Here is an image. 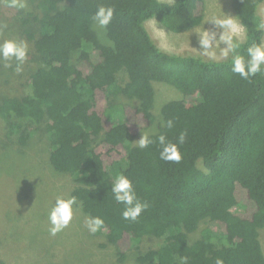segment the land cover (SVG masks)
Segmentation results:
<instances>
[{
	"label": "trees",
	"instance_id": "16d2710c",
	"mask_svg": "<svg viewBox=\"0 0 264 264\" xmlns=\"http://www.w3.org/2000/svg\"><path fill=\"white\" fill-rule=\"evenodd\" d=\"M205 2L32 0L17 28L31 44L30 92L0 99V147L24 155L15 144L28 147L42 134L51 169L70 177V196L84 215L104 218L96 234H106L101 247L116 246L120 262L131 243L137 264H179L182 256L189 264H264V70L245 80L232 72L231 55L210 61L168 53L145 26L156 19L174 33L189 32L202 25ZM262 3L232 0L245 30L241 55L263 43ZM101 4L116 9L104 30L91 20ZM25 67L11 70L21 76ZM156 83L174 86L182 98L154 111ZM123 98L137 102L133 116L153 139L164 133L175 143L186 133L179 162L161 160L158 143H135L137 124ZM118 174L149 205L136 221L123 219L124 205L111 192ZM146 238L162 242L143 252Z\"/></svg>",
	"mask_w": 264,
	"mask_h": 264
},
{
	"label": "rangeland",
	"instance_id": "374dc122",
	"mask_svg": "<svg viewBox=\"0 0 264 264\" xmlns=\"http://www.w3.org/2000/svg\"><path fill=\"white\" fill-rule=\"evenodd\" d=\"M25 2L26 7L18 9L9 6L7 0L1 1L3 9L0 10V43L10 39L26 41L19 35L17 29L22 23V16L33 10L30 5L32 0ZM258 13L264 20V3L259 6ZM225 14L234 17L243 29L242 34L234 39L244 40L245 30L233 11L232 0H206L202 25L189 32L174 33L163 27L156 19L147 20L145 26L158 47L168 53L195 55L205 60L220 61L225 59L220 56V48L226 45L221 43L215 48V58L204 55L199 34L206 30L214 33L215 44L223 30L212 21L214 17L222 18ZM27 43L29 53L31 44ZM28 60L26 59L23 64L26 66L23 74L17 76L11 67H5L6 62L0 59V99L30 92V81L27 79L30 72ZM15 64L16 62L12 61V66ZM154 88L156 112L165 103L181 99L183 96L177 88L169 84L156 83ZM123 102L129 107L128 113L133 118L132 122L137 124L136 128L133 127L137 144L143 133L150 134V129L141 128L139 125L141 120H135L136 117L133 116L137 102H129L124 98ZM4 134L5 123L0 119V145ZM15 146L24 152V155L18 153L11 145L7 150L0 147V264H137L135 261L137 250L134 244H129L126 250L127 258L122 262L119 261L120 255L116 246L108 245L102 248L101 244L106 243V234L97 235L88 231L84 223L87 214L84 215L81 208L74 209L73 219L63 231L55 236L51 235L49 213L58 197L65 199L71 197L70 177L66 174H57L51 169L48 155H44V150H48L47 140L42 134L30 140L28 147L21 148L18 143ZM246 202L255 208V204L245 198L242 203ZM261 232L264 253V229ZM198 237L199 231L190 235V241ZM161 242L160 239L146 238L140 244V249L145 252L159 247Z\"/></svg>",
	"mask_w": 264,
	"mask_h": 264
},
{
	"label": "clouds",
	"instance_id": "9594fccd",
	"mask_svg": "<svg viewBox=\"0 0 264 264\" xmlns=\"http://www.w3.org/2000/svg\"><path fill=\"white\" fill-rule=\"evenodd\" d=\"M7 3L9 6L18 9L26 7L25 0H7ZM115 13L116 9L114 6L101 4L92 15L91 20L94 25L100 28H107L112 22ZM212 22L223 31L215 44L213 43L216 39L214 33L206 30L199 34L200 46L204 55L215 58V48L219 47V44L222 43L226 45V47L220 48V56L225 59L228 58L229 55L232 56L231 70L242 79L247 80L264 70V43L251 45L246 50V56L241 55L238 52L240 43L234 39L243 32L238 21L234 17L225 14L222 18L214 17ZM259 27L264 28V22H262ZM28 51V43L23 40L17 41L10 39L0 43V59L6 62L5 67H12V61H15L16 72L22 71V66L27 59ZM173 126V121L169 120L167 122V128L171 129ZM185 137L186 133L182 132L177 142L173 143L168 140L167 135L164 133H160L153 139L149 133L145 132L142 138L137 141V144L140 148H147L153 143H158L161 160L179 162L182 159L180 146L185 142ZM111 192L115 201L124 205L122 217L125 220L136 221L149 207L146 201H141L138 198L133 181L123 174H118L113 178ZM80 207L81 205L76 196H71L67 199L58 197L48 217L51 225L49 229L50 234L55 236L63 231L72 221L74 209ZM84 223L88 231L92 234L100 233L105 230V220L101 216L88 215ZM179 264H189V257H180ZM215 264H224V262L221 258H217Z\"/></svg>",
	"mask_w": 264,
	"mask_h": 264
}]
</instances>
